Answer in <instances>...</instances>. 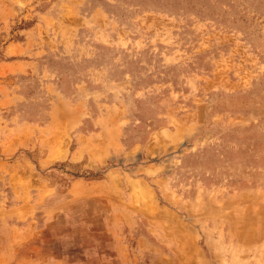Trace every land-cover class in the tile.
Wrapping results in <instances>:
<instances>
[{"label": "rangeland", "instance_id": "obj_1", "mask_svg": "<svg viewBox=\"0 0 264 264\" xmlns=\"http://www.w3.org/2000/svg\"><path fill=\"white\" fill-rule=\"evenodd\" d=\"M0 264H264V0H0Z\"/></svg>", "mask_w": 264, "mask_h": 264}]
</instances>
